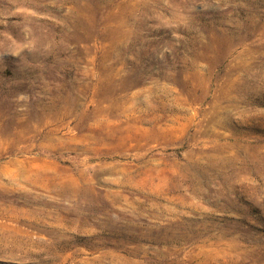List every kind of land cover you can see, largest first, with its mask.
I'll list each match as a JSON object with an SVG mask.
<instances>
[{"label": "rangeland", "instance_id": "1", "mask_svg": "<svg viewBox=\"0 0 264 264\" xmlns=\"http://www.w3.org/2000/svg\"><path fill=\"white\" fill-rule=\"evenodd\" d=\"M0 264H264V0H0Z\"/></svg>", "mask_w": 264, "mask_h": 264}]
</instances>
